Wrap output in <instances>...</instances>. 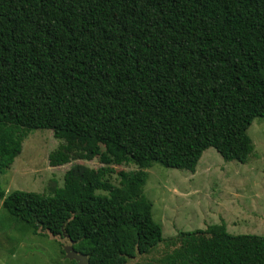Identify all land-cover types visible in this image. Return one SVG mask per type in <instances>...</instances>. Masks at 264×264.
Segmentation results:
<instances>
[{
	"label": "trees",
	"instance_id": "1",
	"mask_svg": "<svg viewBox=\"0 0 264 264\" xmlns=\"http://www.w3.org/2000/svg\"><path fill=\"white\" fill-rule=\"evenodd\" d=\"M255 117L264 0H0V175L36 128L61 140L52 165L101 166L75 163L53 196L0 183L1 205L89 264H264V237L224 224L154 255L162 232L142 192L155 162L192 172L209 147L243 162Z\"/></svg>",
	"mask_w": 264,
	"mask_h": 264
},
{
	"label": "rangeland",
	"instance_id": "2",
	"mask_svg": "<svg viewBox=\"0 0 264 264\" xmlns=\"http://www.w3.org/2000/svg\"><path fill=\"white\" fill-rule=\"evenodd\" d=\"M246 133L251 150L243 162L225 160L209 147L192 172L158 162L143 169L146 177L142 192L151 202L153 220L162 232L154 255L165 250L178 232L214 224H224L231 234L264 237V117H255ZM60 143L52 129L29 130L11 167L0 175L5 193L22 190L53 196L65 188L67 171L75 163L101 167L96 160L52 165L50 157L57 153ZM115 169L129 171L136 167L130 164ZM67 244V238L44 231L33 233L26 223L11 216L0 201V264H72L62 253ZM151 256L139 255L127 264Z\"/></svg>",
	"mask_w": 264,
	"mask_h": 264
},
{
	"label": "water",
	"instance_id": "3",
	"mask_svg": "<svg viewBox=\"0 0 264 264\" xmlns=\"http://www.w3.org/2000/svg\"><path fill=\"white\" fill-rule=\"evenodd\" d=\"M73 242H69V244L65 245L64 250V256L65 258L72 260L75 262V264H89L88 260L85 255L77 253L73 247Z\"/></svg>",
	"mask_w": 264,
	"mask_h": 264
}]
</instances>
